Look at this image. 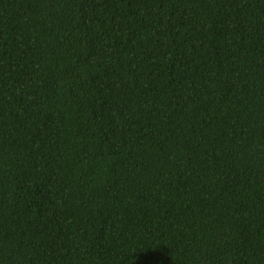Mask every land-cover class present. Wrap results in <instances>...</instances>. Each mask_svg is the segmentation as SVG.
I'll use <instances>...</instances> for the list:
<instances>
[{
  "label": "trees",
  "instance_id": "16d2710c",
  "mask_svg": "<svg viewBox=\"0 0 264 264\" xmlns=\"http://www.w3.org/2000/svg\"><path fill=\"white\" fill-rule=\"evenodd\" d=\"M0 264H264V0H0Z\"/></svg>",
  "mask_w": 264,
  "mask_h": 264
}]
</instances>
